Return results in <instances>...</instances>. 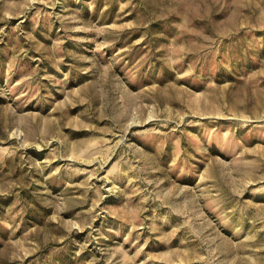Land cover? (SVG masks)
Returning a JSON list of instances; mask_svg holds the SVG:
<instances>
[{"label": "rangeland", "instance_id": "1", "mask_svg": "<svg viewBox=\"0 0 264 264\" xmlns=\"http://www.w3.org/2000/svg\"><path fill=\"white\" fill-rule=\"evenodd\" d=\"M0 264H264V0H0Z\"/></svg>", "mask_w": 264, "mask_h": 264}]
</instances>
